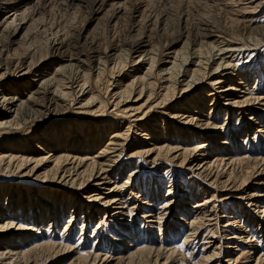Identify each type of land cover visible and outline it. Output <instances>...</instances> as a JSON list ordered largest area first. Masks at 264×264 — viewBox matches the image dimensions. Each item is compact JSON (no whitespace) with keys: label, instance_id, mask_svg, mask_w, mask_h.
<instances>
[{"label":"rangeland","instance_id":"rangeland-1","mask_svg":"<svg viewBox=\"0 0 264 264\" xmlns=\"http://www.w3.org/2000/svg\"><path fill=\"white\" fill-rule=\"evenodd\" d=\"M44 1L46 2V4L47 3L51 4L50 6L47 4L49 6L47 11L48 13L45 14V16H43L45 17L43 18L45 22V23L43 22L44 23L43 26L45 27L47 25L48 28L47 27L44 28L43 26H40L37 27L36 29L35 27V30L33 29L32 34L29 37L30 41H28L27 46H25L24 48L21 47V49L19 48V53L26 51L28 46L30 47V49L34 50L35 54L37 53L36 54L37 60H40L41 58L44 59L43 66H41L40 69L43 70V68L45 67L46 71L43 73L45 75H51V73L53 75L54 73H56V70H58L59 68H62L63 66L66 65H71V66L73 65L72 67H69L72 68L73 70L71 69L67 70L66 78L68 79L72 78L75 80L77 79V81H82V80L84 81L83 78H87V80H85V82L82 81L84 85L81 83V86L78 85L79 83H74V85L70 86L69 89L65 90V93H68L66 95H61V93H59V95L55 96L56 98H52V95L50 96L46 95V98L47 99L49 98L48 101L44 100V102H42V100L40 99L39 103H37L40 104V106L39 105L36 106L34 105V103H30L28 97H30V95H33L34 92L37 91L38 87L30 91L27 88L31 84L30 80L37 78L34 77L33 73H36L34 72V70L32 71V73L28 74V76L24 80L19 79L20 70H15V69H12L14 73L11 72V74H9L6 77L7 79L6 81H4L5 85L7 86L6 89L9 92L18 90V96L21 97L23 96L21 99L22 101L25 102L28 101L27 103L30 104L32 110L36 111V112L35 111L32 112L31 110L30 113L35 115V117L37 118L35 121H33V123L31 121L32 118L24 120L27 121L26 122L27 127L32 126V128L34 129L33 130L34 133H32L30 139L26 140V138H23L17 140L16 142L17 145H20L22 143L27 144L28 142L30 143L29 144L30 148L27 150L28 152H30L29 153L30 158H33L32 159L33 161L27 166H24L22 169L16 170L14 173L9 174L7 173V171L9 170L13 171L16 168V163L10 168H6V171L0 172V187L1 185L4 184L5 185L4 189L6 188V194H4L3 193L4 191L2 190L3 192H1V196L6 197L8 199V197L11 196L10 194H12L13 191L16 194L19 190L18 184L26 185L29 189L33 188L34 190L32 191V194H34V192H37L39 189L42 190L45 188L46 184L41 185L40 183L41 181L38 174L42 175L43 173L44 174L47 173L48 177L52 176V172H53L52 168L53 166H55V164L54 162L53 163L51 162L54 159H51L52 157L50 156L54 154L52 150L55 147V144L53 143H56V140H54L55 142L53 140L49 142L48 139H53L54 136L56 135L55 132L57 130H60L61 128L65 129L64 130L65 133H63L62 136L60 135L63 138L62 140L63 143L61 142V144L65 145L64 142L68 141L67 144L69 145V142L72 141V139L70 138L74 137V142H73L74 147H77L78 150H81V147L83 149L77 152L78 155H76V157L77 158L81 157L85 159L87 158L91 159V157H96L97 154L103 148L105 149L107 145L110 146L109 144H111L110 142L114 139L113 137L118 134V136L121 137L122 144L124 143V151L121 152V154L120 152L115 154L116 157H118V159L116 158L117 162L113 164L109 162L108 164H106L107 166H105L104 171L106 172L108 171V173H110V175L112 176L111 177L112 183H117L118 188H121L119 190V193L121 194V196L123 195V197H125V201H127L125 207H128V210L130 209L135 212L133 213V217L135 220L136 229L134 228L135 232H133L131 238L133 239L138 238L137 240L140 239L141 241L139 240L140 242L137 241L136 243H132L133 246L129 248L131 249V252L133 251L135 252L136 250H140L144 248L151 249L154 247V249L155 248L157 249L161 246L167 248L166 250L170 251L172 249L175 252L171 264H218V263L219 264H232V263L258 264L257 260L254 259L256 253H253L256 249L250 250L252 244L248 243V245L242 247L240 250L238 249L235 250V248L241 246L239 240L238 243L235 244V248L230 250L227 248L228 246L226 244H229V242L226 240L228 239V237H230L231 233L234 232L232 230H237V229H239L240 231L242 230V227L241 228L238 227L241 226L240 225V221H242L241 216L247 215V219H253L255 220V222L258 223L257 220L260 219L259 212L261 210L258 211L254 209V207H251L250 200L247 199V197L248 195H255V194L264 195V188L259 187L258 188L259 190L253 191L254 189H256L254 187H257L254 186L255 184H258L259 182L264 183V172H262L263 168L261 169L258 168L257 170H253L249 168L248 170L247 169L245 170V173L247 174L246 184L248 185L246 187L244 186L245 187L244 190H236L238 185L240 184H235L236 187H233L234 183H232V180L229 181V183H231L232 185L229 183L225 184L224 182L229 177L230 170L228 168L229 166L231 167V164L228 163L230 162L231 159L228 158L232 156V154L230 153H233L235 155L238 154V157L241 160L259 159L264 161V130L262 129L264 127V123L262 124V127H258L261 126V124L257 125V123L260 121L257 120L258 117L264 116V107L262 106L263 105L262 102L260 104L253 105L254 100H256L257 97H260L261 93H264L262 91L260 92V88L263 87L262 89H264V74H263L264 66H261L264 65V63L261 62V60L264 58V42H260L259 43L260 45H255L254 47L253 46L254 43L250 42L252 41L254 36L253 37L246 36L247 39H249V41L245 40V42H243L242 40L238 41V39H236L238 36H233L235 39L231 38L232 33L228 31L227 32L228 33L227 35H229L228 38L231 40V43L235 46V48H237L236 46L239 47L242 46L241 47L242 51L240 56L238 57V55H234V57H232V59L229 61L232 66V71L230 70L228 72L233 74L229 78L230 80H234L232 81L233 85L237 86L238 91H232L230 92V95L229 93L228 94L219 93L222 90L219 89L221 88V86L218 85L215 88L212 87L213 89L210 93L207 92L208 94H212L211 95L212 98L211 96L207 97L208 95L206 93L207 90L201 92L200 94L201 100L199 99L198 102L199 103L198 105L202 106L201 112H198L199 111V109H197L199 107L198 105H196L195 107L196 111L191 109L187 110L186 108H188L189 106H187L186 104L184 106L183 105L181 106V110L185 109L184 112H191L192 114L195 115V119L200 118V121L203 120V122L201 123H205L204 122L205 119H207V117H210L211 107H214L213 108L214 110L211 114L210 123H213L216 126L218 125L217 127L212 126L207 131H204L205 126L201 129L193 125H189L191 127L180 125L178 123L179 121H177V118H173V116L169 117V114H167L166 112L168 106H166L165 109H157L158 112L152 111L151 115L149 116L150 119L148 118L150 121L143 123L144 126L147 125L148 127H150V131L148 134H151L152 132H156L155 135H153V138L152 137L150 138L149 136H147V133L146 131H144L143 128L141 129V127L140 128L136 127V125H134L133 123L131 125L127 123V120L124 117H122V115L117 114L113 106L114 103L118 102L116 98H112L113 94L118 92L116 88L117 85L121 84L120 85L121 89H123L124 87L127 88V86L130 89L134 85L132 78L134 74H132L133 72L132 69L134 68L133 66L134 60L136 59V56H138L139 53L134 54L132 57L127 54L129 53V51L127 50L128 49L130 50V48L133 47L136 39L135 36L136 30L134 31L131 27L133 23L132 20L129 19L130 17L121 20L122 23H120L118 28L114 32H112V30L108 27L107 21L104 20L103 18L102 19L99 18L95 20L90 19L92 17L91 16L92 11H90L88 7L79 3V1L77 0L70 7L63 6L62 2H64L65 0H49L48 2L47 0ZM246 1L245 0H238V1L237 0H208V1L207 0H199V1L170 0L168 3L163 2L162 5L155 4L152 7L151 15L152 16L165 15L164 18L166 19L164 25L165 28H163L161 31L154 30L152 32L154 38L152 43L153 46L151 45L152 47L150 46L147 49L153 51L155 49L154 51L155 53L157 52L156 49H158V53H157L158 55H156V57L159 66L157 67L156 71L157 72L160 71L159 73H162L163 66H161L160 64L163 63L164 58L166 54H168V52L171 53L174 52L175 50L179 51L181 48H184L186 44H188L190 48V51L187 50L186 51L188 53L189 52L191 53L190 55H192V59H193L192 61L196 60V58H194L196 57L195 54L193 55L194 51L196 50L201 52L199 54L200 57H198V60H202L203 64L208 63L207 61L209 60L213 52L210 48L209 49H207L206 47L202 48L200 44L204 32L207 29L206 24L211 23L210 25L215 27V29L219 31H223L225 28H228V25L230 24L229 19L236 18L234 16L233 11L239 12L240 10H244L247 7H251L250 9H253L255 6H257L255 2L254 3L252 2V4L254 5H251L250 2L251 0H246ZM203 3L205 4V7H203L204 6ZM253 11L251 10L246 11L253 13L252 14L246 13L245 15L246 17H248V20H250L252 24V25L250 24V26H252L250 29L256 27L263 28L264 7L259 9L256 8ZM227 18L229 19L227 20ZM53 24H55L56 27H54ZM59 28H60L59 34L63 32L65 38H67L68 41L67 43H69L67 45V49H68L67 53L69 54L67 55L69 56L71 55L70 57L73 62L69 60L68 62L66 61L58 62V60L55 58L51 59L53 54L51 50L48 48L47 40H50V38L54 39L55 38L54 36L56 35V32L58 31ZM149 28L151 29L152 26ZM37 30L39 32H37ZM83 31L85 32V35H87V37L89 38L88 42H84L80 40L81 38L80 34ZM64 36L61 35V37ZM180 36H182V38H179ZM261 38H263L264 41V36H262ZM3 39L4 38H1L0 40H2L3 42L4 41ZM119 45H122L123 48L122 46ZM200 49H202V51ZM122 50L125 52L122 53ZM244 51H249V52H246L244 54ZM63 59L66 60L65 58ZM210 66H208L209 68L207 69V71H205L207 75H210L214 69V68H210ZM148 68L149 65L146 66L143 72H139L140 74H137V76L142 75V73L143 74L146 73ZM186 68L188 69L190 68L191 71L195 69V67L194 68L186 67ZM182 70L183 68L180 65L179 69H177L174 73L175 79L178 78L177 75H180ZM257 70H259V72ZM78 73L79 75H77ZM189 74H192V72H189ZM202 74L203 73L197 76L199 78H202ZM256 74L258 75V77L259 76L261 77L259 83H258V78L256 79ZM82 75L84 76L83 78ZM183 78L184 77L180 79L182 80ZM154 80L156 84L155 89L157 87L155 93L157 94L159 93V91H161L159 87H162L163 85L165 86L166 83L162 84V81L159 79V77L155 78ZM201 83H203V81H201ZM230 84L231 83H226L225 86L223 87H226L227 85ZM240 84L241 86L239 87ZM22 85H24V87L27 86L26 88L28 90L26 88H23ZM33 85L34 84H31V87ZM178 87L179 86H177V88ZM81 90L91 91V93L89 94L88 97L82 98L81 94L83 91ZM147 95L148 93L146 94L145 97L142 98L144 99L143 101L140 100L141 102L134 103L138 99V94L135 93L132 95L133 98L129 100V103L126 104L124 103V105H126V107L141 105L148 99ZM91 96L96 98L100 97L99 99L106 101V103H109V105L107 106V111L105 112H107L106 113L107 116L114 118L116 120L115 121L117 122V124H115L116 126L114 127L99 126L98 123L101 117H96V116L89 117L87 114L85 115L86 118H84L85 116L84 117L78 116V112L89 111V109L81 110L79 107L85 104L90 99ZM42 97L43 96L41 95L34 94V98L36 99ZM247 98L250 100L249 103L250 105H248L249 107L247 108L253 111L252 113L253 115L250 112H246V115H244L245 113L243 112V109L239 112L237 110L235 111L234 108H230L231 103L236 101L240 102L241 100ZM154 101H155V96L153 97L151 104H154L155 103ZM4 106L0 105V112L2 111L4 113L5 109L9 110L10 112V109L12 107L11 106L9 107L8 104H5ZM171 111L172 110H169L168 112ZM228 111H231L230 114H228ZM116 114L120 116H117ZM155 116L163 117L165 120H167V123H174L173 124L174 126L172 127L170 126L173 129L175 127H177L178 130H183V128L187 129V131L191 132L190 135L191 137L189 136V139H187L186 141L185 134L187 133L183 131L182 132L179 131L180 133L177 136H174V134L176 133L174 132V130L172 131L170 130L171 128H169L168 132L169 134H173V136L171 137L172 140L170 139V137H168L166 141L163 135H161L163 131L162 129H151L156 125ZM196 121L198 122V120ZM196 121L194 123H196ZM201 123L199 125H203ZM77 124H79L80 126L77 127L76 126ZM128 125L130 126L133 125L131 131L129 128L130 126ZM256 125L257 127H255ZM218 127L219 128L223 127L224 130H218L219 129ZM128 128H129V132L127 131ZM71 129H75V130L72 131ZM257 129L259 131L256 134L255 132L257 131ZM41 130H45V132H40ZM73 132L75 133L74 135H72ZM220 132H223L226 135V137L222 135L220 136V138L227 139L228 137L227 140L231 142L232 145L231 146L228 145V148H224L219 146L221 143H219V145L217 144L219 150H224L222 155L226 161L228 160L227 162H225L226 164H228V167H223V168L220 167V169H216L215 167L214 168L212 167L213 168L212 173H215V176L212 180L213 181L212 184V181H210L209 178L208 179L205 178V175L207 173H205V175H200L199 172H202L204 170L202 169V171L199 170L196 171L198 167L195 166L198 164H201V166H203L204 163H207L210 160V158L206 159V156H204L203 154H205V152L211 147L212 142L218 140L216 135L221 134ZM192 133L194 135L195 134L200 135L201 133H205V138H201V136H199V138L203 139L204 141L208 139L210 143L206 147H204V149L198 151L196 154L189 155L187 157L186 163H182L181 159H177L178 155L182 154V152L185 149L191 150L192 148L194 149L195 147L197 148L198 145H201L200 143L202 140L199 141L198 140L199 138H197L195 139L196 140L195 141ZM24 134L25 133H21V136H24ZM70 134L72 135L71 137H69ZM56 137L58 138V134L56 135ZM250 138H252V140L258 138L257 144L254 145L252 148L249 147V145L247 146V144L250 141ZM9 139H13V137ZM237 140L239 141L238 143L236 142ZM235 142L236 144H234ZM6 143L8 142L2 140V137H0V148H2L0 149V151H2L3 156L4 157L6 156L7 158L9 155H11L12 152L9 151V149L5 146ZM45 143L47 144L48 149H46V151L44 152L41 151L39 147L41 146L40 144H45ZM50 143H52L53 145H51ZM94 144H96L94 150H91V152L87 153L89 148L88 145L91 146ZM167 146L172 148L174 147L177 148L175 149L174 152L171 153L169 157H167L165 155L166 153L163 152V155H161L162 157L158 158L157 154L159 152H156L154 150L152 151V153H150L151 155L140 154L137 155V157L134 156V154H136L137 152L149 150L152 147H156V149H159L162 147L166 148ZM120 150L121 147L119 148V151ZM37 151H40V154L44 153L45 155L47 152L48 153L51 152V153H49L45 163L40 164L39 168H37L36 171L34 170L33 173L28 174L31 171V168L35 166V161L39 157L38 155L39 152ZM208 151L209 152L207 153V155L209 156L210 154H212V151L214 153V150L212 149ZM131 156H134V158H132ZM176 156L177 158L173 159ZM234 157L235 156H233L232 159ZM106 159H110V158L106 157ZM2 166L3 168H5L4 164ZM70 167L71 166L68 165V168ZM230 169H232V167ZM137 171H139V176L136 175ZM217 172H221V174H219V176L216 178ZM98 174L99 173H96L95 175L98 176ZM129 178H131V180H129ZM159 178H161L160 180H162L161 183H157ZM46 180L49 179L47 178ZM11 182L14 183L13 191H10ZM51 182H52L51 180L48 181L47 184H50V186H48L47 189L49 187H53L55 188V190L58 189L57 191L60 192L57 198L56 197H55L56 199L54 198V200H56L54 202L61 205V208L62 206L66 208V211L63 214L61 212L59 214L60 217L62 216L61 217L62 222L58 220L56 221V219H54L53 222H51V220L49 221V223L51 224H49L50 226L47 225L48 227L46 228V230L44 229V231L47 232L48 231L47 229L50 228L48 233V235H51L50 237L48 235L47 237L45 235L44 236L34 235V233L37 232L27 233L31 237L33 234L34 236L33 240L37 241L39 239L40 240L45 239V241L48 242L51 239V243L58 245L60 247L65 245V243L69 242V247L71 248L69 249L67 256H65L64 261L63 259L62 261L60 260V262L58 263H54L52 261L51 264H70L78 257L87 258L94 256V254H100V256L103 255L101 259H103L104 256L108 255L107 256L108 260L106 262H103L104 264H117L116 258H118L119 255L116 253V250L117 249L122 250V248L119 247L120 242H118L119 239L117 237L119 236L122 239H124V237L126 236L123 235L122 233L118 234L119 233L118 228H121V226H124L125 224H129V223L122 224L123 222L120 221L126 220L125 217H127V215L128 214L130 215L131 213H129L128 210L124 208L121 214L114 215V218L120 216L118 217L119 219H117L118 223H116L117 224L116 225L113 223L115 219H112L111 217H109V215L112 216L117 211H113L112 208L105 209L98 202H94L93 204H91L86 201L87 197L93 195L92 193L94 192H92V190L97 189L93 187L92 185L93 182L92 184L87 183V185L84 186L87 189L82 188L81 190L79 188L76 189V188H71L70 186H64V182L61 185L58 183V181L56 182L57 184H51ZM153 185L159 187L157 193L159 197L157 198L153 197L150 203L147 202L149 201L148 193H150V191H147V188H151L153 187ZM98 188H99V192L97 193H101L100 195H102L103 198H106L108 192V190H106L107 187L105 190L103 187H98ZM23 190L24 189L22 188V191ZM8 191H9V195H8ZM64 191L67 194H65ZM77 192L79 195L80 194L85 195L84 197L86 198L83 199L77 197V199H80L79 202H83L85 205L77 203L76 209H74L73 211L70 210L69 212L68 209L74 206V204L71 206L69 198H71V196L72 197L75 196ZM90 192H92L91 193L92 195L90 194ZM87 193H89V195H87ZM40 195L41 194H39L38 196ZM12 196H14V194ZM52 196L53 195L49 196L50 197L49 199H52ZM164 197L165 199L167 198V200L171 199V201L174 203V206L172 207L173 210L170 211V213L168 211L169 214L165 216L167 217V223H165V227L163 228V232H165V237L163 238L160 236V232H159L160 228L155 222L154 224L153 221H151L152 219H146L147 225L146 227H144L142 232L145 235L140 236L141 233H139V231H141V229H139L140 228L139 221H142L145 217L143 212L148 211V208L152 209V211L154 210L160 211L159 208H162L165 205V203L163 202ZM236 197H238L240 200H236L235 199ZM181 199H188V201H182ZM13 200H14L13 202L16 204L15 206L20 204L18 200L17 202L16 199ZM206 201L207 202L210 201L211 203H207V205H203L206 207L202 206V208L204 209L201 208L196 213L195 212L196 209H193V207L198 203L205 202L206 204ZM183 202L184 204H189V206L191 205L192 207L190 206L189 208L186 206L188 208L187 211H191V213L187 215L184 214V217L187 220L183 225L181 223V227H180V223L176 222V219L180 215L179 204L181 205V203L183 204ZM146 205H150V206H146ZM95 208L96 209L99 208L100 215H99V211L96 210ZM181 208L184 209L185 205L182 206ZM17 211H14L13 213ZM235 211H237L235 214L239 215L240 217L238 219L239 223L237 221H234L235 215L233 213ZM10 212H12V210H10ZM71 212L75 213L73 218H71L70 215ZM193 212H195V214H192ZM257 215H259V219L256 220ZM19 220L21 219L18 217L17 223L20 222ZM232 221H234V223L237 225V226L235 225L236 227H232V226L226 228L224 227L226 224L232 223ZM162 222L164 224L165 221ZM172 224L175 226V228L178 227L179 231H174L175 228L174 229L171 228ZM65 227L67 228L65 229ZM55 228H58V230H56ZM127 230L126 229L124 230V234L128 233ZM260 233L262 234V235L260 234V242H263L264 244V230L260 231ZM170 237L171 239L169 241L168 238ZM142 242H146L147 244L144 246ZM151 242L153 244H151ZM235 242H237V240L234 241V243ZM245 242L246 241H244V243ZM31 243H33V241ZM137 244L142 248H139L138 246L139 249H137ZM263 244L261 245L258 244V245L262 247V248L260 247L261 248L260 250L264 251ZM141 245H143L144 247ZM263 251H261V253H259L260 255L256 257L259 258L262 256V258H264ZM213 253L215 254L218 253V255H216V257H213L210 260H206L207 259L206 257L212 256ZM79 255H83V256H79ZM101 262L102 261L99 260L95 264H100ZM77 264H84V263L82 261H79V263ZM85 264H92V262L91 260H88V262H86ZM167 264H170V262H168Z\"/></svg>","mask_w":264,"mask_h":264},{"label":"bare ground","instance_id":"bare-ground-1","mask_svg":"<svg viewBox=\"0 0 264 264\" xmlns=\"http://www.w3.org/2000/svg\"><path fill=\"white\" fill-rule=\"evenodd\" d=\"M48 1L49 0H47V2ZM77 1H79V3L88 7L90 9V11H92V13H91L92 17L90 16L91 17L90 19L95 20V19H99V18L102 19L103 18L104 20H106L108 27L112 30V32H114L118 28L119 24L122 23L121 20L128 18V17H130L129 19L132 20L133 25L131 27L134 31L136 30V32H135L136 39H135L133 47H131V48L128 47V48H130V50L129 49L127 50V51H129V53H127V52L126 53L128 55H130L131 57L134 54L139 53L138 56H136V59L134 60V64H133L134 68L132 69L133 70L132 74H134V76L132 77L134 85L130 89L128 88V86H127V88L124 87L125 88V89L123 88L124 90L121 89V86H120L121 84L117 85L116 88H117L118 92L113 94L112 98H116L118 100V102L115 101L116 103H114L113 106H114V110L117 112V114L122 115V117H124L127 120V123H129L130 125L133 123L134 125H136V127H139V128L141 127V129L143 128L144 131H146L147 136H149L150 138L151 137L153 138V135H155L156 132H152L151 134H148L150 131V127H148L147 125H146L147 127L144 126L143 123L150 121L149 116L151 115L152 111H157V109H165L166 106H168L166 109L167 110L166 112H167V114H169V117L173 116V118H177V121H179L178 123L180 125L188 126V127H191L189 125H193L195 127L201 128V129L205 126L204 131H207L212 126H216L215 124L210 123V120H211L210 118H211V114L214 110L213 109L214 107H211L210 117H207V119H205V121H204L205 123H201V122H203V120L200 121V118L195 119L194 114H192L191 112H184L185 109L181 110V106L182 105L184 106L186 104L187 106H189L188 108H186L187 110L191 109V110L196 111L195 107H196V105L199 104L198 102L200 99L201 92H203L204 90L205 91L207 90L206 93L207 92L210 93L212 91V89L217 87L218 85L221 86V88H219V89L222 90L219 93H223V94L229 93V95H230V92L238 91L237 86L233 85L232 81H234V80H230V78H229L233 74L228 73V72L230 70L232 71V66H231V63L229 61L232 59V57H234V55H238V57L240 56L241 51H242V48H241L242 46H240V47L236 46L237 48H235V46L231 43V40L228 38V36H229V35H227L228 31L232 33L231 38L235 39L233 36H238L236 39H238V41L242 40L243 42H245V40L249 41V39H247L246 36H248V37L254 36L255 39L251 38L252 41H250V42L254 43L253 44L254 47H255V45H260L259 44L260 42H264L263 38H261L262 36H264V27L263 28L256 27V28L250 29L252 27V26H250L251 22H250V20H248V17L245 16L246 13H251V12H246V11H250V10L253 11L256 8L259 9V8L264 7V0H251L250 1L251 5H254V4H252V2L253 3L255 2L257 4V6H255L253 9H250L251 7H247L245 9H248V10L244 9V10H240L239 12L232 10L234 13V16L236 18H234V19L227 18V20L228 19L230 20V24L228 25V28L224 27L225 29L223 31H219V30L215 29V27L210 25L211 23L206 24L207 29L204 32V35H203V38H202V41L200 44H201L202 48L203 47H206L207 49L210 48L213 52V54L210 56L209 60L207 61L208 63L203 64L202 60H198V57H200L199 54L201 52L196 51V50L195 51L193 50L194 51L193 55L195 54L196 57H194V58H196V60L192 61L193 59H192V55H190L191 53L187 52V51H190V48H189L188 44H186L184 46V48H181L179 51L175 50V49H174L175 51L173 50L174 52H171V53H169L167 51L168 54H166L163 63L160 64L161 66H163L162 73H159L160 71L159 72L156 71L157 67L159 66L158 60L156 57V55H158L157 54L158 49H156L157 50L156 53L154 52L155 51L154 48H152V49H154V51L150 50V49L147 50V49L151 45L153 46L152 43H153L154 38H153L152 32L154 30L155 31H161L163 28H165L164 25H165L166 19L164 18L165 15H163V16H152L151 10L155 4L162 5L163 2L168 3L170 0H112V1L111 0H77ZM75 2H76V0H65L64 2H62V4L65 7H70ZM47 4L49 6L51 5L49 3H47ZM47 4L44 0H0V39L4 38L3 40L5 41V42L4 41L2 42V40H0V105L4 106L5 104H8L9 107L10 106L12 107L11 109L9 108L10 112H9V110H6V109L4 110V113L2 111L0 112V132H2V133H0V137H2V140L8 142V143H6L5 146L9 149V151L12 152L11 155H9L6 158V156L5 157L3 156L2 151H0V154H2V155H0V172L6 171V168H10L11 166H13L16 163V168L13 171L12 170L7 171V173H9V174L14 173L16 170L22 169L24 166H27L28 164H30L33 161L32 160L33 158H30V154H29L30 152H28V150H27L30 148L29 147L30 143L28 142L27 144L22 143L20 145H17L16 142H17V140L23 139V138H26V140L30 139V136H32V133H34V131H33L34 129L32 128V126L27 127V124H26L27 121H24V120L32 118L31 121L33 123V121H35L37 117H35V115L30 113L32 108H31L30 104L27 103L28 101H26V102L22 101L21 99L23 96L22 97L18 96V90H14L13 91L14 93H13V92H9L6 89L7 86L5 85L4 81H6V79H7L6 77L9 74H11V72L14 73L12 69L20 70V73H19L20 74L19 75L20 80H24L28 76V74L32 73L33 70H34V72H36L33 74H34V77H37V78L30 80V83L34 84L32 87H31V84L28 87L27 86L24 87L25 84L22 85L23 88L27 87L29 89V91L33 90L36 87L39 88V89L37 88V91H35L34 94L35 95H41V96H43L42 98L36 99V98H34V94L30 95V97H28V100L30 101V103H34V105H36V106L37 105L40 106V104H37V103H39L40 99L42 100V102H44V100L48 101L49 98L47 99L46 95L47 96L52 95V98H56L55 96L59 95V93H61V95H66L68 93H65V90L69 89L70 86L74 85V83H79L78 85L81 86V83L83 81V80L77 81V79L75 80L72 78H70V79L66 78L67 70L68 69L73 70L72 68H69V67H72L73 65L72 66L71 65H66V66L62 65L63 66L62 68H59V66H58L59 69L56 70V73H54L53 75H52V73H51V75H45V74H43L46 71L45 67L43 68V70L40 69L41 66H43V63H44L43 60L44 59L41 58L40 60H37V58H36L37 53L35 54L34 50L30 49V47L28 46L26 51L19 53V48L20 49H21V47L24 48L25 46H27L28 41H30L29 37L32 34L33 29L35 30V27L37 29V27L44 25L45 22H44L43 18H45V17H43V16H45V14L48 13L47 11H48V7H49ZM247 4H250V3H247ZM229 6H231V5H229ZM203 7H205V4ZM53 26L56 27L55 24H53ZM53 26H52V28H53ZM57 26H58V24H57ZM151 26H152V28L150 29L149 27H151ZM45 27H47V25ZM44 28H42V29H44ZM53 30H55V29H53ZM56 30H57V28H56ZM41 31H44V30H41ZM84 31L80 34V37H81L80 40L84 41V42H88L89 38L87 37V35H85ZM37 32H39V31L37 30ZM57 32H56L55 36L53 35L55 37L54 39L50 38V40H47L48 48L51 50V52L53 54L51 59L55 58L58 60V62H63V61L68 62V60L72 61V59L70 57L71 55L70 56L67 55V54H69V53H67L68 52L67 45L69 44V43H67L68 42L67 38H65L63 32L59 34L60 28L58 29ZM61 35H63L64 37H61ZM179 38H182V36H180ZM68 39H69V36H68ZM211 40H213V41H211ZM174 43H176V42H174ZM119 46H122V45H119ZM122 48H123V46H122ZM171 48H170V51H171ZM200 50L202 51V49H200ZM255 50H256V48H255ZM124 52L125 51L122 50V53H124ZM159 52H160V50H159ZM246 52H249V51H244V54ZM113 56H116V55H113ZM63 58H65L66 60H64ZM261 62L264 63V58L261 60ZM147 65H149V68L146 71V73H144V74L142 73V75L137 76V74H140L139 72H143V70L146 68ZM180 65L183 68V70L181 71L180 75H177L178 78L175 79L174 73L177 69H179ZM205 65H207V66H205ZM208 66H210V68H214L210 75H207L205 73V71H207V69L209 68ZM261 66H264V65H261ZM186 67H193V68L195 67V69L191 71L190 68L188 69ZM255 69H256V66H255ZM257 71L259 72V70H257ZM189 72H192V74H189ZM47 73H49V72H47ZM79 73H80V71H79ZM79 73L77 75H79ZM201 73H203L202 78H199L197 75H200ZM221 74H223V75H221ZM83 77L84 76L82 75V78ZM157 77H159V79L162 81V84H165V83L166 84H165V86L161 85L162 87H159L161 89V91H159V93L156 94L155 91H156L157 87L155 89L156 84H155L154 79ZM182 77H184V78L181 80L180 78H182ZM257 78H258V83H259V81L261 80V77L260 76L258 77V75L256 74V79ZM83 79H84L83 82H85V80H87V78H83ZM201 81H203V83H201ZM226 83H231L232 85L230 84V85H227L226 87H223V86H225ZM177 86H179L178 88H180V89H178ZM201 86H203V87H201ZM240 86H241V84L239 85V87ZM262 88H260V92L261 91L264 92V89H262ZM17 89H18V87H17ZM82 89H83V87H82ZM81 91H83V90H81ZM90 93H91V91L84 90L81 94V97L82 98L88 97ZM135 93L138 94V99L134 103L141 102L140 100L143 101L144 99H142V98L145 97L147 93H148V95H147L148 99L141 105L133 106V107L132 106L126 107V105H124V103L125 104L129 103V100H131L133 98L132 95ZM211 95L212 94H208L207 97H209ZM250 95H248V96H250ZM154 96H155V101H154L155 103L151 104ZM59 98H61V97H59ZM99 98L91 96L90 99L86 103L84 102L85 104H83V105H81V107H79L81 110H83V109L88 110L89 109V111H84L85 113L83 111L78 112V116L84 117L87 114L89 117L90 116L101 117L99 119V123H98L99 126H113V127L116 126L115 125V124H117V122H115L116 120L114 118L107 116V114H106L107 112H105V111H107V106L109 105V103H106V101L101 100ZM211 98H212V96H211ZM204 100H206V99H204ZM51 101H52V99H51ZM261 102L263 104L262 106L264 107V93H261V96L257 97V99L254 100L253 105L254 104L255 105L260 104ZM249 103H250V100L248 98L243 99L240 102L236 101V102L231 103L230 108H234L235 111L237 110L239 112L243 109V112L245 113L244 115H246V112H250L252 114L253 111L250 110L249 108H247V107H249L248 105H250ZM52 104H54V103H52ZM198 106H199L197 108V109H199L198 112H201L202 106L201 105H198ZM47 108H48V106H47ZM169 110H172V111L168 112ZM33 111H35V110H32V112ZM230 112L231 111H228V114H230ZM243 112H242V114H243ZM235 113H237V112H235ZM120 115H117V116H120ZM84 118H86V116ZM155 118H156V120H155L156 125L154 127H152L151 129H162L163 131H162L161 135H163V137L166 139V141H167L168 137H170V139H171L173 134H169L168 130H169V128L174 126L173 125L174 123H167V120H165L161 116H155ZM196 120H198V122ZM257 120H260L257 123V125L261 124V126H258V127H262V124L264 123V116L258 117ZM195 121H196V123H194ZM200 123L203 125H199ZM130 125H128V126H130ZM257 125L255 127H257ZM76 126L78 127L80 125L77 124ZM132 126L129 127L130 131L132 129ZM129 128L127 129L128 132H129ZM262 129L264 130V127ZM64 130H65L64 128H61L60 130H57L55 132L56 135L58 134V138L60 135L62 136L63 133H65ZM71 130L74 131L75 129H71ZM170 130H172V131L174 130V132L176 133V134H174V136H177L180 133L179 131H181V132L183 131V132L187 133V134H185L186 135V137H185L186 141H187V139H189V136L191 135V132L187 131V129H184V128H183V130H178V128L175 127L174 129L171 128ZM218 130H224V128L221 127ZM258 131L259 130L257 129V131L255 133L257 134ZM40 132H45V130H41ZM21 133H25L24 136H21ZM220 133L221 134L216 135L218 140L212 142L211 147L208 149V150H211V149L214 150V153L212 151V154H210V156H209V155H207V153L209 152L207 150L205 152V154H203L204 156H206V159L210 158V160L207 163H204L203 166H201V164H198L199 166L196 165L195 167H198V169L196 171H198V170L202 171V169H203L204 171L199 172V174L205 175V173H207L205 175V178L206 179L209 178V180L212 181L214 176H215V173H212V169L214 167L216 169H220V167H222V168L228 167V164H231L232 169H230L231 167L229 166V168H228L230 170L229 177L224 183L228 184L229 181L232 180V183H234L233 187H236L235 184H240V185H238L236 190H244V188L248 185V184H246L247 174L245 173V170L246 169L248 170L249 168L253 169V170H257L258 168H260V169L263 168L262 172H264V161L259 160V159L258 160H247V159L241 160L238 157V154L235 155L233 153H230V154H232V156L228 159H231V160L228 164H226L225 162H227L228 160L226 161L222 155L224 150H219L218 145H219V143H221L219 145L220 147L228 148V145L231 146L232 144H231V142H229L227 140L228 137H227V139H224V138L221 139L220 136L224 135L226 137V135L223 132H220ZM74 134L75 133L73 132L72 135H74ZM56 135L54 136L53 139H48L49 142H51V140H53V141L56 140V143H53V144H55L54 149L53 150L51 149L54 154L52 156H50V157H52L51 159H54L51 162L52 163L54 162V164H55V166H53V168H52V171H53L52 176L48 177L47 173L46 174L43 173L42 175L38 174L40 181H41L40 182L41 185L46 184L44 189H42V190L39 189L37 192H34V194H32V191L34 190L33 188L29 189L26 185L18 184L19 190L15 194L13 191L14 183L11 182V186H10L11 190L10 189L9 190L13 191V193L10 194L11 196H9L7 199L6 197L1 196V192H3V191H4L3 193L6 194V188L4 189L5 185L3 184L0 187V208H1V210H0V264H51L52 261L54 263H58V262H60V260L62 261V259L64 261L65 256H67L68 251L71 248V247H69V242L65 243V245L60 247L58 245L51 243V239L48 242L45 241V239L44 240L39 239L36 241V240H33L34 239L33 234H32V237L27 234L28 232H30V233L31 232L32 233L37 232V233H34V235H40V236L45 235L47 237L50 228L47 229L48 230L47 232H45L44 229L46 230V228L48 227L47 225L51 224V223H49V221L51 220V222H53L54 219H56V221L58 220V221L62 222V218H61L62 216L60 217L59 214H60V212L63 214L66 211V208L64 206H62V208H61V205L54 202V201H56V200H54V198L55 197L57 198V196L60 194V192L57 191L58 189L55 190V188H53V187H49L47 189V187L50 186V184H47L49 180L52 181L51 184H57L56 182L58 181V183L61 185L64 182V186H70L71 188H76V189L79 188L80 190L82 188L87 189L84 186H86L87 183L92 184V182H93V184H92L93 187L98 189V190L97 189L92 190V192H94V193L90 192V194L92 193L93 195L91 194L92 196L87 197V198L84 197L85 195H81V194L79 195L78 192H77V194H75V196H73V197L71 196V198H69L70 204H71V206L74 204V206L68 209L69 212H70V210L73 211L74 209H76L77 203L85 205L83 202H79L80 199H77V197H80L82 199L86 198V201L88 203H91V204H93L94 202H98L105 209L112 208L113 211H117L112 216L109 215V217H111L112 219H115L113 222L114 224L118 223L117 219H119L118 217H120V216H118L117 218H114V215L121 214L122 210L124 208L128 210V207H125V205L127 204V201H125V197H123V195L121 196V194L119 193V190L121 188H118L117 183H112V180H111L112 176L110 175V173H108V171L107 172L104 171L105 166H107L106 164H108L109 162L112 164L117 162L118 157H116L115 154H117L119 152L121 154V152L124 151V143L122 144L121 137H119L118 134L115 135L113 137L114 139L111 142L109 141L111 143V144H109L110 146L107 145L105 149L103 148L97 154L96 157H91V159H88V158L85 159V158H81V157H78V158L76 157V155H78L77 152L81 151L83 149L81 147V150H78L77 147H74V144H73L74 137L70 138V139H72V141L69 142V145L67 144L68 141L64 142L65 143V145H64V144H61L63 138L60 136V138L58 139L56 137ZM72 135L70 134L69 137H71ZM8 136L13 137V139H9L11 137H8ZM199 136H201V138H205V133H201L200 135H198V134L194 135L193 134L194 140L199 138ZM257 139L252 140V138H250V141L247 144V146L249 145V147L252 148L254 145L257 144ZM198 140L199 141L202 140L200 143L201 145H198L197 148L195 147L194 149L192 148L191 150L185 149L182 152V154L178 155V158L176 156L173 159H176V158L181 159L182 163H186L187 157L189 155L196 154L198 151H200L201 149H204V147H206L210 143V141H208V139H206V141H204L203 139L199 138ZM230 141H233V140H230ZM236 142L238 143L239 141L237 140ZM236 142L234 144H236ZM95 143H96V141H95ZM4 144H5V142H4ZM50 144L53 145L52 143H50ZM82 144H83V142H82ZM24 145H25V147H24ZM40 145L41 146L39 147V149L41 151L45 152L46 149H48L46 143L40 144ZM95 146H96V144L91 145V146L88 145L89 148H88L87 153L91 152V150H94ZM117 147H119V148L121 147V150L119 151V148H117ZM0 149H2V148H0ZM175 149H177V148L176 147L172 148L169 146H167L166 148L162 147L159 149H156V147H152L149 150L137 152L136 154H134V156L137 157V155H140V154L148 155V154L152 153V151L154 150L156 152H159L157 154L158 158L162 157L161 155H163V152L166 153L165 155L167 157H169L171 155V153L175 151ZM37 152H39L38 153L39 157L35 161V166L31 168V171L28 174L33 173L34 170L36 171V169L39 168L40 164L45 163L46 159L48 158L49 153H51V152H49V153L47 152L45 155L44 153L40 154V151H37ZM55 155H57V156H55ZM111 155H114V156H111ZM119 155H117V156H119ZM134 156H131V157L134 158ZM233 156H235L234 158H236V159H234V158L232 159ZM106 157L110 158L111 160L106 159ZM112 157H113V159H112ZM3 164H4L5 168H3V166H2ZM68 165H70L71 167L68 168ZM238 168L241 170H239ZM96 173H99L98 176L95 175ZM219 174H221V172H217L216 178L219 176ZM136 175L139 176V171H137ZM47 178L49 180H46ZM160 179L161 178H159L157 183H161L162 180H160ZM129 180H131V178H129ZM212 184H213V181H212ZM212 184H210V185H212ZM229 184H231V183H229ZM123 185H124V183H123ZM123 185H122V187H123ZM254 186H257V187H254L256 189H254L253 191H257V190H259L258 189L259 187L264 188V183L259 182L258 184H255ZM98 187H103L104 190L107 187L106 190H108V192H107L106 198H103V196L100 195L101 193H97V192H99ZM22 188L24 189L23 191H22ZM91 188H92V186H91ZM158 188L159 187L154 186V185L151 188H147V191H150V193H148V200L149 201H147V202L151 203L153 197H156V198L159 197V195H157ZM66 192H68V191H66ZM64 193H65V191H64ZM159 193H160V191H159ZM13 194H14V196H12ZM39 194H41V195L38 196ZM65 194H67V193H65ZM8 195H9V191H8ZM51 195H53L52 196L53 200L49 199L50 198L49 196H51ZM87 195H89V193H87ZM13 199H16V202L18 200V202L20 204L15 206L16 204L13 202L14 201ZM235 199L240 200L238 197H236ZM247 199L250 200V206L251 207H254V209H256L258 211L261 210L259 212L260 219H259V215H257L256 220L259 219V220H257L258 221V223H257L253 219H247V215L241 216V219H242V221H240L241 226H238V227H240V228L242 227V230L241 231L239 229L232 230L234 232L231 233L230 237H228V239L226 240L229 242V244H226V245L228 246L227 247L228 249H230V250L234 249L235 244L238 243V241L240 240L239 243L241 246L235 248V250L236 249L240 250L242 247H245L246 245H248V243H250V244H252L250 250L256 249L253 252V253H256L254 259L257 260L258 264H264V258H262V256L259 258L256 257V256L260 255L259 253H261V251H263V250H260L262 247L259 246L258 244H260V245L263 244V242H260V234H261L260 231L264 230V195L263 194L248 195ZM146 200H147V198H146ZM181 200L182 201H188V199H181ZM4 201H5V203H4ZM163 202L165 203V205L162 208H159L160 211H155V210L152 211V209H149L147 207L148 211L143 212L145 217L142 221H139L140 222V225H139L140 228L139 229H141V231H139V233H141L140 236L145 235L142 232H143L144 227H146V225H147L146 219H152L151 221H153V223L155 222L158 225V227L160 228L159 229L160 236L163 238L165 237V232H163V228L165 227V223H167V217H165V216L168 215L170 213V211L173 210L172 207L174 206V203L171 201V199L167 200V198L165 199V197H164ZM207 203H211V202L206 201V204H205V202L198 203L197 205H195L193 207V209H196L195 212L197 213V211H199V209H201L203 205H207ZM184 205H185V208L182 209L181 207ZM146 206H150V205H146ZM186 206L190 208L191 205L189 206V204H184V202H183V204L181 203V205L179 204V207H180L179 208V210H180L179 214L180 215L176 219V222L180 223V227H181V223L183 225L187 220V219H185L184 214L187 215V214L191 213V211H187L188 208ZM230 206H231V204H230ZM203 207H206V206H203ZM202 209H204V208H202ZM10 210H12V212H10ZM96 210L99 211V215H100L99 208H97ZM14 211H17V212L13 213ZM168 211H169V213H168ZM128 212L131 214L130 215L128 214L127 217H125L126 220H123L120 222H123L122 224H124V223H129V224H125L124 226H121V228H118V231H119L118 234L122 233L123 235H126V236L124 237V239H122L121 237H119L117 235L118 236L117 238L119 239L118 242H120L119 247L122 248V250H118V249L116 250V253L119 255L118 258H116L117 259L116 263L117 264H167L168 262H170V264H171L172 259L174 258V255H175V252L171 248H170L171 250L169 251V250H166L167 248H164L161 246L157 249L156 248L154 249V247L152 246L153 248H151V249H145L144 248V249L136 250L135 252L134 251L131 252V249H129V248H131L133 246L132 243H136L140 239L137 240L138 238H136V239L131 238L133 232H135V229H136L135 228V220L133 217V213H135V212L133 210H130V209L128 210ZM195 212H193L192 214H195ZM236 212L237 211H235L233 213L235 215L234 216L235 218L234 217H232V218L235 219L234 221L238 222V219L240 217H239V215L235 214ZM30 214H32V215H30ZM74 214H75L74 212H71V214H70L71 218H73ZM246 214H248V213H246ZM18 217L21 220H19L20 222L17 223ZM162 221H165L164 224ZM234 221H232V223H230V224H226L224 227L225 228L230 227V226L236 227L237 225L234 223ZM15 223H17V224H15ZM110 227H111V225H110ZM58 228H55V229L58 230ZM66 228L67 227H65V229ZM171 228L174 229L175 226L172 224ZM123 229L124 230L128 229L127 230L128 233L124 234ZM174 231H179V228L178 227L175 228ZM48 236L50 237L51 235H48ZM168 239L170 241L171 237ZM236 240H237V242L234 243V241H236ZM32 241H33V243H31ZM244 241H246V242L244 243ZM142 243L144 246L147 244L146 242H142ZM254 243H256V244H254ZM151 244H153V243L151 242ZM143 245H141V246H143ZM138 246L139 245L137 244V249L142 248L140 246L138 248ZM235 252H238V251H235ZM216 255H218V253H216V254L213 253L212 256L206 257L207 258L206 260H210L213 257H216ZM62 256H64V257H62ZM79 256H83V255H79ZM102 256H100V254H94V256L87 257V258L86 257L81 258V257L77 256L78 258L74 260L75 262L73 261L70 264H77V263H79V261H82L85 264L86 262H88V260H91L92 264H95L99 260L102 261L100 264H104L103 262H106L108 260V258H107L108 255L104 256L103 259H101ZM114 259H111V260H114Z\"/></svg>","mask_w":264,"mask_h":264}]
</instances>
